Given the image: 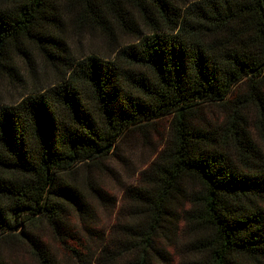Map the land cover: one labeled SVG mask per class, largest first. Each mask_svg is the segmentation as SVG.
Masks as SVG:
<instances>
[{
  "label": "trees",
  "instance_id": "obj_1",
  "mask_svg": "<svg viewBox=\"0 0 264 264\" xmlns=\"http://www.w3.org/2000/svg\"><path fill=\"white\" fill-rule=\"evenodd\" d=\"M25 63L57 78L0 102V246L37 264H264V0H0V76ZM165 119L127 183L121 147Z\"/></svg>",
  "mask_w": 264,
  "mask_h": 264
},
{
  "label": "rangeland",
  "instance_id": "obj_2",
  "mask_svg": "<svg viewBox=\"0 0 264 264\" xmlns=\"http://www.w3.org/2000/svg\"><path fill=\"white\" fill-rule=\"evenodd\" d=\"M86 47L85 49L87 51L95 49L90 48L91 44L89 43V41L87 42ZM95 47H101V44L96 43ZM100 49H103V51H107V49L104 47ZM33 66L36 67L35 64L25 65L18 77L0 76V102L12 103L14 101H18L22 98V94L29 92L35 88L44 86L49 82H53L57 78L56 71L51 67L47 68L46 74L39 71L37 73V77L33 75H27V71H30ZM156 127L158 128V130L151 131L150 143L148 141L146 142V145H143L142 142L137 141V133L132 132L131 136L129 137L131 142H129L127 145L124 144L121 147L119 152L122 153L123 157L130 158V170L127 171V169H125L123 165L118 166V170L120 171L121 175H124L127 183H130L138 178V174L136 173L137 167L142 165L148 159L154 158L156 147H159L163 138L166 137L168 133L166 119L157 122ZM101 165L115 166V162L113 160L104 161ZM128 172L131 173L130 176ZM105 178V183L108 185V188L111 189V191L118 193L119 202H122V200L124 199L120 186L116 184L115 181L112 180L109 176ZM47 240L50 242L54 250L58 252L59 248H57L55 241L52 240L50 234L47 235ZM0 263L37 264L28 250L20 245L14 246L12 248L4 247L3 245H1Z\"/></svg>",
  "mask_w": 264,
  "mask_h": 264
}]
</instances>
